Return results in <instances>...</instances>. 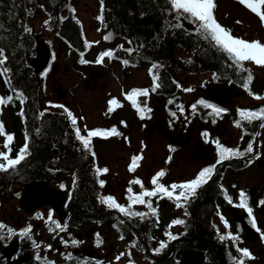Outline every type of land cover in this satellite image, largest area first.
Wrapping results in <instances>:
<instances>
[{
    "label": "flooded vegetation",
    "instance_id": "af4514ba",
    "mask_svg": "<svg viewBox=\"0 0 264 264\" xmlns=\"http://www.w3.org/2000/svg\"><path fill=\"white\" fill-rule=\"evenodd\" d=\"M79 1H63L61 11L59 5L54 4L56 8L51 12L30 3L27 6L34 8L41 19L38 28L34 18L29 20L35 43V33H38L50 49L49 62L42 74L51 70V80L56 84V97L52 103L43 97L46 105L43 107L65 113L69 125L61 128L62 134L60 130L54 133L52 157L42 160L32 156L31 138L28 139L22 126L18 127L20 132L7 133L14 137L12 158L25 143L29 154L14 169L0 171V224L4 225L0 228V264H45L46 261L54 264H83L85 261L88 264H182L192 254H196L194 264H236L242 255L238 249H248L254 257L244 258L245 264H264V205L259 203L264 200V127H261L264 121L248 122L240 117L241 110L264 108V66L244 62L253 77L249 87L245 88L248 73L239 71L233 64H229L228 71H222L189 69L187 60L175 56L173 62H162L150 49L136 47L132 35L111 32L104 26L98 19L103 15L101 0H96L97 5L92 7L90 0H85L84 9L87 12L90 9V15L96 21L101 54L108 50L115 53L113 58L103 59L104 69L95 68L85 56L92 44L84 34ZM59 12L81 24L82 38L78 39L69 30L67 38L59 34L63 25L59 22ZM106 36L110 38L105 39ZM129 48L134 51L129 53L126 51ZM64 55L66 58L75 56L78 61L61 68L58 61ZM81 59L88 63H81ZM124 60L129 63L125 65ZM116 65L122 71L121 78L116 72L114 75L109 72ZM153 65L158 67L153 68ZM61 70L64 74H77L75 83L90 93L72 94L73 89L63 83ZM154 74L159 75L161 87L153 92ZM131 76L135 77L128 82ZM113 78L120 83L115 88L111 86ZM59 85L60 92L57 91ZM216 86L231 89V94L214 95ZM189 88L192 91H185ZM134 89L149 90L147 97H136L138 106L151 109L144 118L138 107L127 99ZM112 99L120 106H111L113 111L109 112ZM201 100L225 111L217 116L200 104ZM194 104L195 109L192 108ZM181 105L183 112L178 107ZM13 107L15 115L19 116L16 106ZM68 112L76 117L75 127L81 129L82 135L113 127L121 135L93 137L91 149H85L75 136ZM172 112L176 113L175 117ZM215 140L241 152H246L252 143L254 150L217 163L219 153L213 143ZM65 146L74 150V154L66 152ZM0 150L7 152L4 146ZM138 155L142 159L136 170L130 171L133 157ZM82 163L86 164L84 174ZM213 165L215 170L211 179L187 202L181 201V207L176 206L174 199L160 195L145 197L156 209L152 214L147 204L132 205L129 200L130 195L153 190L155 185L151 179L161 170L166 174L160 183L169 187L173 183L191 181L202 169ZM97 168H107L108 172L97 174ZM137 179L142 181L143 187L131 183ZM100 180L105 182L103 186ZM32 181H46L45 188L50 193L48 202L42 201L45 192L39 188L28 196V183ZM130 187L131 193L128 192ZM241 191L249 197L255 227L247 210L237 206ZM107 196L146 215L143 218L126 216L101 202V197ZM177 219L184 223L173 224ZM53 222L59 223L64 230L55 228ZM29 226V237H22L20 233ZM8 229L13 230L11 234ZM166 233L176 239H170ZM229 233L239 239H220ZM72 240L79 243L73 245ZM161 241L167 246L156 252ZM37 255L41 259L38 260Z\"/></svg>",
    "mask_w": 264,
    "mask_h": 264
},
{
    "label": "trees",
    "instance_id": "16d2710c",
    "mask_svg": "<svg viewBox=\"0 0 264 264\" xmlns=\"http://www.w3.org/2000/svg\"><path fill=\"white\" fill-rule=\"evenodd\" d=\"M63 1L66 0H0V48L8 57L2 67L8 69L6 75L15 91L13 104L21 107L18 122L25 129L28 139L31 138L32 156L37 159L52 157V136L59 133L57 130L62 134L61 128L67 127L69 121L62 111L40 104L43 102L40 94L45 78L30 63L35 54V38L26 19L35 9L27 6L30 3L51 12L59 5L58 10L61 11ZM58 16L60 24H63L59 28L61 36L67 38L69 30L78 39L82 38L81 25L75 19L60 12ZM103 22L111 32L132 35L136 47L150 49L152 55L157 60L162 59V62H173L174 50L181 46L194 53L193 63H188L189 69L228 71L229 64H233L214 42L197 34L196 25L187 19L177 20L168 0H103ZM176 24L182 27H175ZM64 149L74 154L69 146ZM81 171L82 174L86 172L85 163L81 164Z\"/></svg>",
    "mask_w": 264,
    "mask_h": 264
},
{
    "label": "snow or ice",
    "instance_id": "6c2138e0",
    "mask_svg": "<svg viewBox=\"0 0 264 264\" xmlns=\"http://www.w3.org/2000/svg\"><path fill=\"white\" fill-rule=\"evenodd\" d=\"M103 2V0H101ZM168 3L170 5V8L175 12L177 20L179 19H187L194 25H196V32L201 37H203L205 40H210L214 42V45L218 47L220 51L225 53L227 57L233 62V66H236L239 71L241 72H247V78L246 82L244 83V87L248 88L249 84L251 83L253 77L250 72V70L246 69L244 67L245 61H250L255 63L259 66H264V43H262L260 40H247L244 38L236 37L232 35L231 30L223 27L216 19L215 16V9L217 7L216 0H168ZM239 3L241 5H245L248 9L251 10L252 13H254L256 16L259 17V20L261 23H264V0H239ZM101 21H103V15L98 17ZM239 23V21H238ZM175 27H182L181 24H176ZM110 37L106 36L105 39H109ZM123 47V46H121ZM129 53L133 52L134 49H127ZM115 56V53L112 50H108L104 53H102L99 57V59L96 61L97 63H101L105 57L113 58ZM8 57L4 54V50L0 48V66H3L5 62L7 61ZM81 63H88V61L81 59ZM123 63L127 65L129 63L128 60H124ZM157 65H153V68H157ZM0 72H4L5 74L8 72V69L6 67H0ZM159 81V75L154 74L153 75V87L151 91H156L158 88L161 87ZM185 91H192V89H185ZM149 95L148 89H134L130 94L127 95V99L131 100L133 102L134 106L138 107L139 114L141 118H144L145 113H150L151 109L147 108L146 106L140 107L137 105L136 97L144 96L147 97ZM258 99L260 97H257ZM11 97L4 98L0 97V105H4L7 103L8 100H11ZM23 102V100H21ZM171 103V101H170ZM200 104L204 105L206 108H210L212 110V113L219 116L221 113L225 111L223 108H219L213 104L206 103L205 101L201 100L199 101ZM110 107L108 109L109 112L113 111V107L111 106H117L119 107V102L116 99H112L109 101ZM59 107L63 108V105H60ZM180 108V111L183 112V106H178ZM192 108L195 109L196 105H192ZM67 111V110H66ZM69 117H71V123L75 127L77 125V119L71 112L67 113ZM23 115V113H21ZM171 115L173 117L176 116L175 112H172ZM240 117L244 121L252 122L254 120H262L264 121V108H261L259 111H249V110H241L240 111ZM237 126H239V122H237ZM86 127V126H85ZM261 127H264V123H261ZM0 135H6V142L4 144V148L7 149V152H0V171L7 172L9 169H14L17 165L21 163L25 159V157L29 154L28 153V144L25 143L23 148L19 150L18 155L15 158H12L10 156V153L12 151L11 142L13 141V135L6 134L4 130L3 122L0 121ZM121 135L120 132L117 131L115 127H113L110 130H101L96 129L92 131H88L86 135L81 134V129L79 127H75V136L78 140H80L83 144V147L85 149H91V142L93 137H108V136H118ZM205 137L208 136V133H204ZM213 143L216 144L217 150L219 153V159L217 163H220L226 159H229L230 157L234 156H243L247 153L253 152V144L249 143L246 152H241L238 149H232L227 148L220 144L218 140L213 141ZM172 151H175V149H171ZM95 155V153H93ZM142 159V156L138 155L133 157L132 163L130 165V171H135L138 167V161ZM171 160V157H169V161ZM215 170V165L206 167L202 169L196 178L192 179L191 181L184 182V183H173L169 187H166L164 184L160 183L161 177L165 176V172L163 170L156 173L155 176L152 177L151 183L152 185H155V188L151 191L144 190L139 195H130L129 200L131 201L132 205L135 204H147L149 209H151L152 214L156 213V209L152 207V201L151 200H145V197H156L160 195L161 198L167 197L169 199H174L177 204V207H181V201L187 202V200L196 194V191L198 188H200L202 185L208 182L209 179H211V175ZM108 172L107 168H97V174L100 173H106ZM104 181L100 180V185H104ZM132 184H140L141 187H143L142 181L139 179L131 181ZM171 189V190H169ZM180 190L177 193V190ZM128 192H132V188L130 187L128 189ZM101 202L106 204L110 208L118 209L121 213H124L126 216H139L144 217L146 214L141 212H134L131 210V207H125L121 204H119L114 197L107 196V197H101ZM231 199L229 198V203H231ZM261 205H264V200L259 201ZM240 208L246 209L248 215L251 217V222L253 226L256 225L255 217L252 216L253 209L249 206V197L246 193L241 191L239 193V204L237 205ZM49 221L52 220L51 214H49L48 217ZM55 223V222H53ZM173 224H183V220H174L172 222ZM227 224V222L225 221ZM66 227V226H65ZM0 228H4V225L0 224ZM55 228L60 229L61 231L64 230V227H62L59 223H55ZM55 230V229H53ZM259 231V229H257ZM13 230L8 229V232L11 234ZM31 232V227L25 228L20 235L22 237H29ZM166 235H169L170 239H176L175 236H172L171 233H166ZM264 235V234H262ZM2 238V237H0ZM231 238L233 240H238V236H232L231 233L228 234V236H221L220 239H228ZM123 239V237H121ZM65 243H67L65 241ZM71 243L73 245H77L79 242L76 240H72ZM166 243L161 241L160 246L158 249H156V252H160L166 247ZM38 248L39 245H36ZM49 248L51 245L48 246ZM238 251L242 254L241 258L236 261V264H245L244 258H254L251 256V253L248 249H238ZM123 255V254H121ZM71 258V256H69ZM37 259H41L39 255H37ZM120 257H117V260H119ZM45 264H54V262H45ZM83 264H88L87 261L83 262Z\"/></svg>",
    "mask_w": 264,
    "mask_h": 264
},
{
    "label": "rangeland",
    "instance_id": "374dc122",
    "mask_svg": "<svg viewBox=\"0 0 264 264\" xmlns=\"http://www.w3.org/2000/svg\"><path fill=\"white\" fill-rule=\"evenodd\" d=\"M84 1L85 0H80L78 2V9H79L80 17L82 19L84 34L88 39L89 44L90 43L92 44L89 47L88 52L85 53V56L89 62L93 63V66L95 68L104 69L106 67V63H104L105 61H102L101 63L96 62L101 54V45L100 42L97 41L99 39V35L97 33L98 30L95 26L96 21L90 15V9L89 12H87L86 9H84L85 8ZM216 4H217V7L215 9L216 19L223 27L230 29L232 35L247 39L249 41L260 40L262 43H264V23H261L259 17L256 16L254 13H252L251 10L248 9L245 5H241L239 3V0H216ZM89 5L90 7L96 6L97 1L90 0ZM30 15L31 16L28 17L27 20L28 21L27 25H29V28L31 29L29 20L30 18H34V21L36 22V26L38 28L39 24L41 23V19L38 16L36 10H32ZM92 40H96V41L94 42ZM55 47L58 49L57 42ZM65 55L63 56L62 59L58 61L61 68L62 67L64 68L65 65L71 66L72 63L78 61V58L75 56L72 57L71 55H69V57L66 58ZM174 56L176 58L181 57V59L187 60L188 62H193L194 53L193 51L185 50L181 46H177L174 50ZM117 67L118 65L111 67L109 69V72L112 75H114L116 72L121 78L122 71L120 69H117ZM50 71L43 73L45 76V84L43 91L40 94L41 102L43 101V97H45L47 101H51L50 103H52V100L56 97L57 94L55 90L56 84L53 83L51 80ZM59 74H64L63 70H61ZM74 74L72 72H67L66 74L63 75L62 80L64 85L69 86L73 89L72 94L83 95L86 93H90V90H86L82 87V85H78L77 83H75V81L77 80V74L76 75ZM134 77L132 76L129 77L128 82L132 81ZM119 84L120 83L115 78L112 79V85H111L112 88L117 87ZM0 97H3L1 88H0ZM40 104L43 107L44 101ZM15 112H16L15 108L11 105L10 106L6 104L0 105V121L3 122L4 130L6 134L8 132H16V131L20 132V128H18L20 126L18 122L19 117L15 115ZM5 142H6V135H0V149H3ZM0 152H2V150H0Z\"/></svg>",
    "mask_w": 264,
    "mask_h": 264
},
{
    "label": "water",
    "instance_id": "95a60500",
    "mask_svg": "<svg viewBox=\"0 0 264 264\" xmlns=\"http://www.w3.org/2000/svg\"><path fill=\"white\" fill-rule=\"evenodd\" d=\"M37 40L36 43V54L34 55V57L31 59V65L33 66L34 70L37 73H40L48 64L49 61V55H50V50L49 47L47 46L45 40L43 38H39L40 34H35ZM2 67V66H0ZM0 86L1 89L3 91V95L4 98H8L11 97V100L7 101V104H9L14 97V90L11 87L7 75L4 72H0ZM61 90V85H59V87L57 88V91L60 92ZM217 96H221L222 94L225 96H228L231 94V89L229 88H225V87H220V86H216L215 90H214V95ZM13 142V141H12ZM45 185H47L46 181H32L28 183V190H29V194L28 196L31 197V192L35 189V188H39L41 190H43L45 193L43 195V200L45 202H48L49 197H50V193H47V190L45 188ZM54 190V189H53ZM196 258V254H192L188 257H186L183 261L182 264H194L196 262H194V259ZM200 261V260H199Z\"/></svg>",
    "mask_w": 264,
    "mask_h": 264
}]
</instances>
